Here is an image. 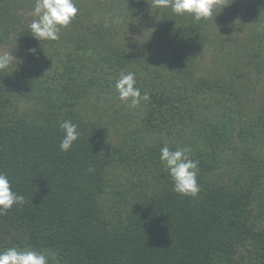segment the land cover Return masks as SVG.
Wrapping results in <instances>:
<instances>
[{
	"label": "trees",
	"instance_id": "16d2710c",
	"mask_svg": "<svg viewBox=\"0 0 264 264\" xmlns=\"http://www.w3.org/2000/svg\"><path fill=\"white\" fill-rule=\"evenodd\" d=\"M233 1L264 29V0ZM126 2L109 8L84 1L66 27L74 52L44 57L45 48L31 73L0 72V172L25 199L0 214V250H47L50 264H264V225L256 222L264 221V63L256 64L248 93L237 89L233 75L197 78L193 50L210 19L166 10L165 37L151 33L138 46L130 42L125 14L135 16L153 0ZM33 4L0 0V41L17 31L16 48L26 57L42 46L30 28L16 25L26 22ZM125 33L129 41L122 44ZM258 38L262 43L264 34L253 43ZM147 42L152 48H144ZM260 52L250 61L261 60ZM42 69L48 70L43 83L52 81L46 91L39 87ZM121 71L136 73L150 100L128 113V131L114 147L113 113L106 112L117 99L104 109L98 90L116 93ZM36 84L33 109L8 112ZM91 96L92 113L84 106ZM244 100L253 105L248 114L240 108ZM65 119L81 133L68 152L59 147ZM164 146L190 147L199 160L196 197L173 191L160 161Z\"/></svg>",
	"mask_w": 264,
	"mask_h": 264
},
{
	"label": "rangeland",
	"instance_id": "374dc122",
	"mask_svg": "<svg viewBox=\"0 0 264 264\" xmlns=\"http://www.w3.org/2000/svg\"><path fill=\"white\" fill-rule=\"evenodd\" d=\"M84 1L86 3L89 2V0H76L78 8L82 6ZM101 1L102 4L99 5H105L109 8H116V6H122L123 1L124 4H127V0ZM145 8L146 9H143L142 11L139 10V13L135 16L125 14V18H127V26L129 28H127V33H132L129 34L131 35L129 37L130 42L132 41L135 45L138 44V46H140L139 41L145 36L150 35L151 33H154L158 36L160 34L164 37L167 34V32L164 31L166 30L165 26L163 24H160V22H163L161 14L166 10H169L170 8L157 9L154 4L151 5L149 8ZM124 10L126 12V8ZM29 13L27 14L26 22H22L23 25H20L19 23L16 24L17 29L21 27L30 28L29 25L32 17L29 15ZM147 13L149 14L147 15ZM166 23V25L169 24L168 21ZM207 29V33H204L205 36L200 39L197 48L193 50V54L198 51L196 55L194 54V66H196L195 76H197V78H205L214 74L233 75V80L235 81V84H237V89H239L241 92L248 93V90L254 88L255 86L254 82L250 84L249 81H253L256 78V75L258 74L255 68L256 64L258 62H260V64L264 63L263 52H260L261 60L255 59L252 62L250 61L252 59L251 55L254 53V50H258L260 49V47L264 50V40H262V43L261 38L255 40V43H253L252 41V37H261L264 34V29L262 28L261 22L258 20V18L252 15H247L245 13L244 4L241 1L236 3L233 0H222V4L217 7L215 15L210 18L207 25ZM16 32L17 31H12L8 37V40H5L3 42L0 41V51H11L12 55L20 61V63L16 66V69L13 68L12 70H8L18 76H21V73L24 72L26 74H29L34 71L35 68H37L35 63L36 54H39V52L43 51L45 48L47 49L45 51L48 52L44 54V57H47L48 53H55V51L56 53L62 52L63 54H65V51L74 52L76 49L75 46H72L68 49V44L65 43L67 39V36H65V34L66 32L69 33V31L66 28H62L59 33L60 39L58 41H42L41 48L35 49L34 54H30L29 57H26L24 55H20L18 49L16 48L14 37V34ZM125 35L126 33L123 35L122 39L119 38V42L122 44H126V42L129 41L128 38L126 39ZM259 44H261V46H259ZM143 46H145L144 48H152L151 43L149 42L144 43ZM154 50L155 48H153V52ZM40 66L44 67V64L41 63ZM260 68L264 69V64H262ZM47 71L48 70L44 69H42L41 71V73H44V75L41 76L39 80L41 86L36 84V86H34V88L30 90L28 94H24L20 98H16L13 104L9 106L8 112H15L16 110L20 115H23V113H26L30 109H33L34 100L32 99V97L39 93L40 90L38 89V86L41 87L43 91H46L45 87H49L52 85L51 80H48L47 82L43 83V80L46 78ZM98 92L100 93L99 95H101L102 97L100 105L104 109L108 106L109 102H112L113 98L117 99L115 107L107 111L106 114L110 115L113 113L112 115H110L109 119L114 118V120H111L114 122V127L111 131V136L109 137L108 141L110 145L118 147L124 139L123 135L128 131L127 115L131 112V110L136 109L138 107H132L130 105V102H121L117 92L115 93L114 91H111L106 88H104L103 90H98ZM249 95H257V92L251 91L249 92ZM123 104L125 105V108L128 109V112L123 111L121 109V106ZM241 105L242 106L240 108L243 110L245 109L244 111L247 112V114L250 110L246 111V109L253 107V105L250 106L249 101L245 100ZM84 106L87 111L92 113L94 110L93 108L95 107L94 97H89ZM234 109H238L237 112L239 111V113H241V110L239 108ZM133 122L136 123L135 121ZM228 157L232 158L233 156ZM262 221L256 220V222H259L260 224L264 225V221ZM243 254L247 255L246 252H244ZM247 256H244V258L246 259ZM248 262L249 259L245 261V264H248Z\"/></svg>",
	"mask_w": 264,
	"mask_h": 264
},
{
	"label": "clouds",
	"instance_id": "9594fccd",
	"mask_svg": "<svg viewBox=\"0 0 264 264\" xmlns=\"http://www.w3.org/2000/svg\"><path fill=\"white\" fill-rule=\"evenodd\" d=\"M153 4L157 9L170 8L174 15H190L195 21H200L212 18L222 0H153ZM78 13L76 0H34L29 13L32 17L29 25L32 37L40 43L58 41L60 30L68 27ZM116 22L122 20L117 18ZM29 52L34 54L35 49H30ZM19 63L11 51H0V72L16 69ZM114 86L120 101L130 102L132 107L150 100L147 92L141 94L134 72L121 71ZM59 127L63 133L59 147L61 151L68 152L80 137L79 125L71 119H65L60 122ZM160 161L169 173L174 192L191 197L198 195L201 190L198 183L200 162L192 158L190 147L171 150L164 146L160 150ZM24 203V197L12 190L8 175L0 172V214L8 212L14 206H23ZM53 258V254L47 250H35L31 247L14 246L0 250V264H50Z\"/></svg>",
	"mask_w": 264,
	"mask_h": 264
}]
</instances>
